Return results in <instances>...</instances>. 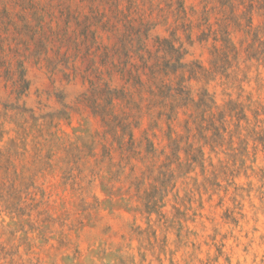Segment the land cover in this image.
Segmentation results:
<instances>
[{
    "label": "rangeland",
    "instance_id": "1",
    "mask_svg": "<svg viewBox=\"0 0 264 264\" xmlns=\"http://www.w3.org/2000/svg\"><path fill=\"white\" fill-rule=\"evenodd\" d=\"M0 264H264V0H0Z\"/></svg>",
    "mask_w": 264,
    "mask_h": 264
}]
</instances>
